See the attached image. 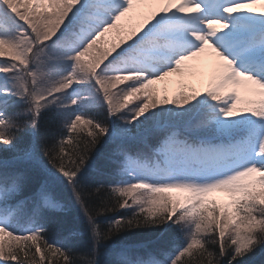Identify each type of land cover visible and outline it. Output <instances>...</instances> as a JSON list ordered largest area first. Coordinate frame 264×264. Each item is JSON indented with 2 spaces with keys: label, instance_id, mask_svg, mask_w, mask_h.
<instances>
[{
  "label": "snow or ice",
  "instance_id": "6c2138e0",
  "mask_svg": "<svg viewBox=\"0 0 264 264\" xmlns=\"http://www.w3.org/2000/svg\"><path fill=\"white\" fill-rule=\"evenodd\" d=\"M144 2L159 7L142 24L125 32L121 21L135 5ZM257 5H264V0H0V26L8 21L23 25L15 38L0 37V56L7 49L13 61L0 66V73L14 76L16 94L31 104L33 127L43 109L56 104L74 85L92 81L108 106L109 117L127 125L161 104L172 105L159 107L162 111L175 110L174 114L187 119L186 126H174L163 136L154 149L153 164L141 163L125 153L128 165L139 169L133 177L136 182L113 187L112 192L124 199L118 200L115 208L105 207L96 214L135 206L140 211L129 219L117 220L107 233L95 225L76 181L90 153L108 135V126L77 115L68 126L67 138L60 139L55 148L45 147L49 162L72 186L98 240L129 228L174 223L191 231L187 247L171 264H193L186 258L200 261L204 257L207 264H220L229 250V264H234L264 244V11L254 12ZM113 30H118L119 42L109 44L105 37ZM69 38L71 42L66 43ZM126 42L127 46L120 48ZM53 45L63 53L60 59L71 61L73 68L53 86L40 90L37 83L45 75L41 69L47 68L45 57ZM36 49L38 63L33 58ZM209 52L216 61L215 76L205 93L193 89L191 94L180 92L173 100L153 99L149 90L154 84L181 74L186 62ZM124 81H131L127 88L119 93L111 91ZM241 88L259 100H242ZM139 93L147 102L131 109L130 115H121L127 101ZM77 103L73 99L64 107ZM215 122L220 125L215 136L222 138H206ZM82 125L87 126L90 140L81 138ZM17 127L0 114V144L11 145L14 136L6 130ZM69 146L70 151L66 150ZM139 189L147 190L144 200L134 196ZM18 190L16 182L9 186L7 177H0V207L7 208ZM170 192L189 195L180 204L163 195ZM217 192L228 193L231 203L220 205L208 199ZM37 197L43 207H59L44 190ZM44 232L17 234L6 223L0 224V261L45 264L59 255L64 264H73L68 253L44 238ZM208 244L217 245L218 252L209 251Z\"/></svg>",
  "mask_w": 264,
  "mask_h": 264
},
{
  "label": "trees",
  "instance_id": "16d2710c",
  "mask_svg": "<svg viewBox=\"0 0 264 264\" xmlns=\"http://www.w3.org/2000/svg\"><path fill=\"white\" fill-rule=\"evenodd\" d=\"M54 47L52 46L51 50H54ZM38 52L39 49H36L33 53L34 63H38L35 60ZM10 62H13L10 56H0V64L7 65ZM49 62H47V68L42 69L45 75L41 76L37 83V88L40 90H46L53 86L59 78L70 74L73 68L71 61L61 59L58 61L55 53ZM32 68L35 70V65H32ZM6 75L10 77L8 81L3 79ZM44 81L46 82L44 83ZM87 84L84 83L81 87L86 88ZM92 85V88L97 89L96 84L92 82ZM5 91L9 94L5 95ZM16 92L14 76L0 73V94L2 95L0 97V114L18 126L6 130V134L14 136L12 144L9 146L0 144V177H7L9 186L13 182L19 185L18 192L11 197L10 212L6 215L10 230L17 234H27L45 229L44 238L50 244L68 253L73 264H148L153 260L159 261L160 264H171L187 247V241L183 234L171 223L129 228L120 231L110 239L103 237L97 239L94 235L93 225L90 223L88 215L85 214L84 208L77 202L72 186L53 167L44 152L46 146L55 148L60 139L67 138L69 135L68 126L75 120L76 111L74 108L64 107L62 109L64 111L60 112L58 107L52 104L43 109L38 125L33 127L34 117L30 111L31 104L27 98L22 99ZM126 109H123L120 114H127ZM84 110L85 118L107 125L109 132L90 153L86 166L77 177L76 185L77 190L84 193V205L95 217V225L98 226V230L101 233H107L117 220L129 219L140 211L139 206H135L129 209L106 211L100 215L96 214L105 207L115 208L118 200L124 199L120 198L118 193L112 192L113 187L128 186L136 182L131 173L133 167L128 165L125 153L141 161L143 159H139V157L146 158L155 155L154 149L163 136L174 126L179 125H170L160 131L150 132L152 135L144 133L149 130L146 127L128 129V125L121 119L110 118L107 109L91 112V107L88 106ZM81 127L84 128V131L80 132L81 138L90 140L91 137L87 135V126L82 125ZM180 127H184V125H180ZM213 129L215 130V128ZM77 131H80L79 128ZM130 133L135 134L137 139L130 141ZM146 134L149 136L144 140L143 137ZM213 137L222 138L215 136V133H210L207 136V138ZM70 149L71 146L66 150L70 151ZM3 161L8 164L1 165ZM41 190L46 191L59 207H43L37 197V193ZM146 194V189H139L134 196L144 200ZM129 203L132 204L133 201L129 200ZM18 205L20 207H17ZM148 206L145 204L146 208ZM31 211L32 213L24 218L26 222H20V217ZM207 238L211 239L210 236ZM11 243L15 245L14 241ZM206 246L209 251L218 252L217 245L208 244ZM231 256L232 251L229 250V254L220 261V264H229ZM23 258V254H21V259ZM39 258L40 256L37 254L36 259L39 260ZM186 259L193 260V264H207V257L201 258L200 261L193 258ZM1 262L0 264H4L3 261ZM9 264H19V262H9ZM45 264H64V260L57 255L51 260H46ZM234 264H264V244L236 260Z\"/></svg>",
  "mask_w": 264,
  "mask_h": 264
},
{
  "label": "rangeland",
  "instance_id": "374dc122",
  "mask_svg": "<svg viewBox=\"0 0 264 264\" xmlns=\"http://www.w3.org/2000/svg\"><path fill=\"white\" fill-rule=\"evenodd\" d=\"M158 7L159 5H156L151 2L138 3L137 5L134 6L133 12L129 14V17H126L124 20L121 21L120 28L124 29L125 32L131 31L132 28L142 24L144 19L147 18L152 12L156 11ZM41 10H43V8ZM253 11L257 13L260 11H264V5H257L253 9ZM21 27H23V25H21L18 21L17 22L8 21L6 24L0 26V37L15 38L19 28ZM117 31L118 30H113L105 37V40L108 41L109 44L112 41L119 42V37L116 35ZM221 31H223V29ZM57 35H59V33H57ZM71 39L72 38H69L66 41V43H70ZM128 42H131V41H128ZM125 46H127V42L125 44L120 45V48L125 47ZM120 48H118L117 51H119ZM51 49L52 47H50L47 51V56L45 57L46 62L50 63L49 61L52 59L54 53L58 57V61H59L63 53L58 51L56 47H54V50H51ZM10 55L11 54L8 52V50L5 49V52L2 56H10ZM215 64H216V61L214 59V54L210 52L206 53L203 58H198L196 60L186 62L184 66V71L181 74H175L171 77L166 78L164 81H159L158 83L154 84L152 86V89H150L149 91L152 93L153 99L159 97L161 101L165 97L168 98L169 100H173L177 98V96H179L180 92L182 91L187 92L188 94H191L193 89H195L197 93L203 94L208 90V88L213 83V79L215 76ZM5 65L0 64V66H5ZM8 78L10 77L6 75L5 78L3 79H6L8 81ZM45 82L46 81H44V83ZM92 82L96 84L95 81H92ZM92 82L91 84L88 83L87 84L88 87L86 88L81 87L82 84L74 85L73 88L68 90V93L64 97H61L59 100H57V103L54 105L58 107L60 112L61 111L63 112L64 110L62 109H64V105H68V104L71 105V102L73 99L78 100V103L76 105H72L70 107L74 108V110L76 111V115H81V116H83L85 112L84 109L85 108L87 109L88 106L91 107V112H94L96 110L102 111V109L109 110L107 104L103 101L102 94H100L97 91V89L92 88L93 86ZM130 82L131 81L121 82L115 89H111V91L113 93H119L121 89L127 88ZM48 85H49V81H48ZM228 91H231V89H229ZM240 91L242 93V100H245V101H258L259 100L258 96L244 94L242 88L240 89ZM1 96L2 95L0 94V97ZM119 99L122 101L123 98L119 97ZM200 99L201 100L204 99L202 95ZM145 102H147L145 95L143 93H139L135 97L130 98L127 101V106L123 109H126L128 107L126 109V112L128 115H130L131 109H135L138 105L142 106L143 103ZM243 106L245 105L242 104L241 107ZM159 107H172V105L161 104L155 109L150 108L148 112L146 113L145 117L141 118V120L137 121L136 123L132 125H128L127 126L128 129L132 127H139V128L146 127L149 130H146L147 132H144V133L152 134L150 132L160 131L166 126H170V125L174 126L175 124H178L179 126L187 125V119L183 117L182 115H180L179 113L174 114L175 110L162 111L161 109H159ZM219 126H220L219 122H215L212 127L216 128ZM212 133H214V129ZM130 134H131V136H129L130 141L137 139V136L135 134L133 133H130ZM148 136L149 135L146 134L143 137L144 140H146ZM7 164L8 162L6 161L1 162V165L3 166ZM131 172L133 175L132 177H134L135 175L139 174V169L133 168ZM140 174L143 175V173H140ZM133 180L135 179L133 178ZM17 192L18 191H16L15 193ZM163 195L170 197L171 199H173L174 201L180 204H183L186 197L189 194L183 193V192H170V193H164ZM208 199L215 200L220 205H228L232 201V197L228 193H225V192L213 193L208 197ZM46 208H49V207H46ZM9 212H10V205L7 208L0 207V224H4V223L7 224L8 217L6 215ZM31 213L32 211L27 214L22 215L20 217V222L21 221L23 223L26 222L24 218L28 217V215H30ZM174 218L175 217H173V219ZM171 224L174 225V228H177V230L181 231L188 245L189 234L191 230L187 228H183L182 226H177L174 223H171ZM6 238L7 237H5V239ZM0 263L2 262L0 261Z\"/></svg>",
  "mask_w": 264,
  "mask_h": 264
}]
</instances>
